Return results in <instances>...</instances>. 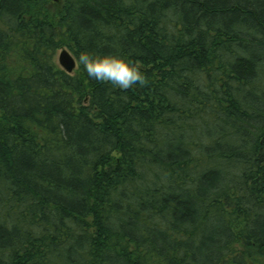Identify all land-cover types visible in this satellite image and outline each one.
<instances>
[{
    "label": "trees",
    "instance_id": "16d2710c",
    "mask_svg": "<svg viewBox=\"0 0 264 264\" xmlns=\"http://www.w3.org/2000/svg\"><path fill=\"white\" fill-rule=\"evenodd\" d=\"M0 264H264V0H0Z\"/></svg>",
    "mask_w": 264,
    "mask_h": 264
},
{
    "label": "clouds",
    "instance_id": "9594fccd",
    "mask_svg": "<svg viewBox=\"0 0 264 264\" xmlns=\"http://www.w3.org/2000/svg\"><path fill=\"white\" fill-rule=\"evenodd\" d=\"M89 78L110 83L128 90L134 85L144 86L147 80L136 64L124 55L83 52L78 57Z\"/></svg>",
    "mask_w": 264,
    "mask_h": 264
},
{
    "label": "water",
    "instance_id": "95a60500",
    "mask_svg": "<svg viewBox=\"0 0 264 264\" xmlns=\"http://www.w3.org/2000/svg\"><path fill=\"white\" fill-rule=\"evenodd\" d=\"M58 63L64 70L71 72L75 68L76 60L67 49H61L58 54Z\"/></svg>",
    "mask_w": 264,
    "mask_h": 264
},
{
    "label": "rangeland",
    "instance_id": "374dc122",
    "mask_svg": "<svg viewBox=\"0 0 264 264\" xmlns=\"http://www.w3.org/2000/svg\"><path fill=\"white\" fill-rule=\"evenodd\" d=\"M61 50H59L58 52H57V54H56V61H57V63H58V54H59V52H60ZM59 64V63H58ZM60 66V65H59ZM76 67H77V62H76V65H75V68L71 71V72H73L75 69H76ZM62 68V67H61ZM70 72V73H71Z\"/></svg>",
    "mask_w": 264,
    "mask_h": 264
}]
</instances>
